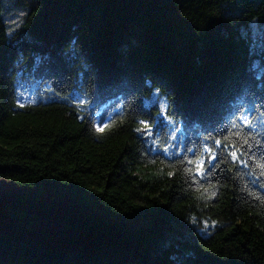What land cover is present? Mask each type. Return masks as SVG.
<instances>
[{"label": "trees", "instance_id": "obj_1", "mask_svg": "<svg viewBox=\"0 0 264 264\" xmlns=\"http://www.w3.org/2000/svg\"><path fill=\"white\" fill-rule=\"evenodd\" d=\"M17 1L12 29L0 0V264H264V0ZM248 109L247 164L217 150L193 180L186 149L236 139Z\"/></svg>", "mask_w": 264, "mask_h": 264}, {"label": "snow or ice", "instance_id": "obj_2", "mask_svg": "<svg viewBox=\"0 0 264 264\" xmlns=\"http://www.w3.org/2000/svg\"><path fill=\"white\" fill-rule=\"evenodd\" d=\"M80 103L83 104L84 101H80ZM20 106L23 107L22 104ZM252 111L253 109H248L246 112H242L238 116L234 114V119L231 122V127L224 130L231 136H234L236 139L227 141V137L223 136V132L218 137L209 136L206 138V142L202 146V156H197L196 151L193 148L186 149V151L191 152L193 156L192 158L185 157L186 163L190 166L185 168V171L192 174L193 180H195L197 176L202 177L206 174V172H211L214 169V161H216L218 155L217 150H222L224 153L230 156L233 161H237L245 165L247 164V161L241 160L240 156L243 154L244 145H248L249 148H251L252 145L248 143L249 137L242 136V133L246 128L256 127V124L254 123V118L250 115ZM157 115H162L170 121V118L167 117L166 107L162 108V110L158 112ZM139 123L141 127L137 128L136 131L140 132L142 135L149 137L155 135V133L153 132V129L156 127L155 121H152L151 118H147L139 120ZM161 123H163V121H161ZM107 126L108 125H105V127ZM237 129L239 130L237 131ZM97 130L103 131L104 129L98 127ZM250 135L251 134L249 133V136ZM172 139H176L175 133L172 134ZM240 139H242L243 142L241 144H237V140ZM173 147H176V145L165 144L163 146V152L167 153L170 148ZM260 166L264 167V164ZM168 175L171 176L173 175V173L169 172ZM261 175H264V172H262Z\"/></svg>", "mask_w": 264, "mask_h": 264}, {"label": "rangeland", "instance_id": "obj_3", "mask_svg": "<svg viewBox=\"0 0 264 264\" xmlns=\"http://www.w3.org/2000/svg\"><path fill=\"white\" fill-rule=\"evenodd\" d=\"M3 8V17L7 26L15 29L20 25L24 16V9L17 0H1ZM158 98L157 93H153ZM160 102H164L163 98H159Z\"/></svg>", "mask_w": 264, "mask_h": 264}]
</instances>
